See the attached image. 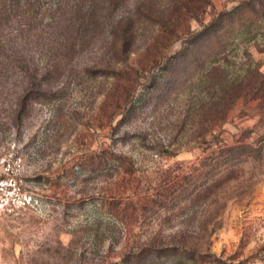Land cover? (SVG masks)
<instances>
[{"label":"rangeland","instance_id":"rangeland-1","mask_svg":"<svg viewBox=\"0 0 264 264\" xmlns=\"http://www.w3.org/2000/svg\"><path fill=\"white\" fill-rule=\"evenodd\" d=\"M246 1L0 0V264H264V104L201 66L264 74V21L197 36Z\"/></svg>","mask_w":264,"mask_h":264},{"label":"trees","instance_id":"trees-1","mask_svg":"<svg viewBox=\"0 0 264 264\" xmlns=\"http://www.w3.org/2000/svg\"><path fill=\"white\" fill-rule=\"evenodd\" d=\"M258 7L262 9L259 10ZM231 17H235L236 20H240L242 27L252 26L255 24L256 20L264 21V6L260 5L258 0H248L242 3L233 12L229 14H223L220 17V20L218 21V27H220L219 30H217L215 24H213L212 26H209L200 32V34L197 35L200 41H204L212 37V39H216L218 41L219 49L222 51L227 49V45H225L223 36L221 34L220 36L217 34H219L218 32L221 29V25ZM249 22H251V25ZM190 54L192 59L195 58L197 60L199 58L197 55L195 56L193 52ZM221 54L223 53H209L203 57V62H201V66L203 68H206L207 62H210V64L213 65L212 69L205 73L203 80L207 85H212V91L215 90V92L219 93L218 100L221 101L220 103H222V110L217 113L216 109L218 108L216 106H218L220 103L212 105L211 109L209 108L211 114L213 110L218 114V119L216 122L222 121L220 116L225 118L239 99L244 98L246 101L260 100V102L264 104V74H262L261 71L257 69L254 72L248 71L244 75H241V77L233 79L232 77L228 76L226 67L218 64V57ZM212 116H214V113ZM236 150L238 149H229V158L236 155ZM181 262V260H178L175 264H181ZM215 262L218 264H224L223 262Z\"/></svg>","mask_w":264,"mask_h":264},{"label":"built area","instance_id":"built-area-1","mask_svg":"<svg viewBox=\"0 0 264 264\" xmlns=\"http://www.w3.org/2000/svg\"><path fill=\"white\" fill-rule=\"evenodd\" d=\"M37 204V199L22 190L21 182L8 169L5 177L0 179V215L17 216Z\"/></svg>","mask_w":264,"mask_h":264}]
</instances>
